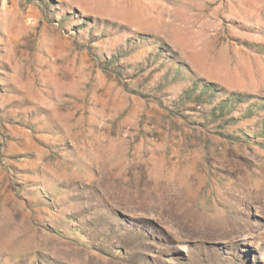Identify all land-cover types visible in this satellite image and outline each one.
I'll list each match as a JSON object with an SVG mask.
<instances>
[{
	"label": "rangeland",
	"instance_id": "1",
	"mask_svg": "<svg viewBox=\"0 0 264 264\" xmlns=\"http://www.w3.org/2000/svg\"><path fill=\"white\" fill-rule=\"evenodd\" d=\"M0 264H264V0H0Z\"/></svg>",
	"mask_w": 264,
	"mask_h": 264
},
{
	"label": "trees",
	"instance_id": "2",
	"mask_svg": "<svg viewBox=\"0 0 264 264\" xmlns=\"http://www.w3.org/2000/svg\"><path fill=\"white\" fill-rule=\"evenodd\" d=\"M198 85H199V82H197V80H193V84H191L192 91L189 92V95H188L190 96V98L197 97V101H200L201 103L206 102V101H207L206 103H208V101H210V104H213V102H215L214 100L220 97V96L216 97L219 91L213 85H204L201 88L200 87L198 88ZM196 89L199 90V92H196ZM220 94L222 95L224 93L220 91ZM204 99H207V100H204ZM251 100L252 98H246L245 96L243 97L241 95L231 94L228 96V98L221 99V103L216 108L217 110L215 111V113H217L218 110L221 112H224L231 107L237 106V104L243 103L245 101L246 102L251 101Z\"/></svg>",
	"mask_w": 264,
	"mask_h": 264
}]
</instances>
